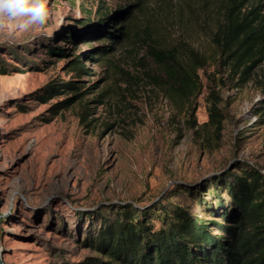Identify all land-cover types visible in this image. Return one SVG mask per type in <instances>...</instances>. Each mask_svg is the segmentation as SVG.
I'll list each match as a JSON object with an SVG mask.
<instances>
[{
  "label": "rangeland",
  "instance_id": "374dc122",
  "mask_svg": "<svg viewBox=\"0 0 264 264\" xmlns=\"http://www.w3.org/2000/svg\"><path fill=\"white\" fill-rule=\"evenodd\" d=\"M129 4V17L115 24L126 32L117 42L98 25ZM227 6V0H47L43 24L0 28L5 264L97 261L102 255L89 241L115 220L118 204L149 207L236 161L264 173V119L251 113L264 97V61L247 82L219 71L221 48L213 37L237 11ZM54 44L67 53L51 55ZM107 44L113 47L101 57ZM174 46L210 58L200 92L178 107L159 87L149 55ZM77 56L89 75L68 70ZM77 77L89 93L68 107L60 103L76 92L45 90ZM210 83L227 116L222 131L209 122Z\"/></svg>",
  "mask_w": 264,
  "mask_h": 264
},
{
  "label": "trees",
  "instance_id": "16d2710c",
  "mask_svg": "<svg viewBox=\"0 0 264 264\" xmlns=\"http://www.w3.org/2000/svg\"><path fill=\"white\" fill-rule=\"evenodd\" d=\"M227 3V10L237 11L220 22L213 37L221 48L219 71L239 74L247 82L264 61V0ZM132 7L129 4L104 14L98 26L104 25L107 35L118 42L126 32L115 24L128 18ZM112 47L103 45L100 56ZM48 49L51 55L67 53L55 44ZM149 55L158 68L159 87L177 107L198 95L209 57L188 46L154 48ZM85 56L92 57L90 53ZM71 63L69 71H76L77 76L89 75L80 56ZM78 82L82 78L61 82L62 86L54 82L45 90L76 92L60 103L64 108L73 103L72 99L89 93L83 92ZM209 86V122L222 131L227 119L222 97L211 83ZM261 86L264 94V82ZM251 113L264 119V97ZM117 207L120 210L115 220L89 241L102 255L89 264H264V173L255 164L236 161L216 178L194 186L181 184L170 196L149 207Z\"/></svg>",
  "mask_w": 264,
  "mask_h": 264
},
{
  "label": "clouds",
  "instance_id": "9594fccd",
  "mask_svg": "<svg viewBox=\"0 0 264 264\" xmlns=\"http://www.w3.org/2000/svg\"><path fill=\"white\" fill-rule=\"evenodd\" d=\"M47 15V0H0V28L12 24L25 29L43 24Z\"/></svg>",
  "mask_w": 264,
  "mask_h": 264
},
{
  "label": "water",
  "instance_id": "95a60500",
  "mask_svg": "<svg viewBox=\"0 0 264 264\" xmlns=\"http://www.w3.org/2000/svg\"><path fill=\"white\" fill-rule=\"evenodd\" d=\"M0 264H5L4 260H3V257H2V253L0 251Z\"/></svg>",
  "mask_w": 264,
  "mask_h": 264
}]
</instances>
